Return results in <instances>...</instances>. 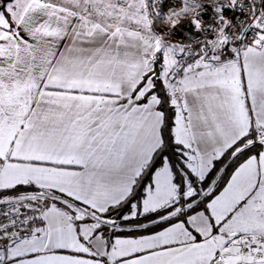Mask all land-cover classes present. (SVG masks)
<instances>
[{
	"label": "snow or ice",
	"instance_id": "1",
	"mask_svg": "<svg viewBox=\"0 0 264 264\" xmlns=\"http://www.w3.org/2000/svg\"><path fill=\"white\" fill-rule=\"evenodd\" d=\"M164 3L0 0V264H264V0Z\"/></svg>",
	"mask_w": 264,
	"mask_h": 264
},
{
	"label": "rangeland",
	"instance_id": "2",
	"mask_svg": "<svg viewBox=\"0 0 264 264\" xmlns=\"http://www.w3.org/2000/svg\"><path fill=\"white\" fill-rule=\"evenodd\" d=\"M205 1H208V0H204V2H205ZM173 5H178V2L173 1L170 5H168V6L165 8L164 11L161 12V15H163V14L167 11V9H168L169 7H172ZM186 21H187V19L184 20L182 23H185ZM155 30L158 31V32H160V31H167L168 29H165L164 26L162 25L161 21H160V20H157V24H156V28H155ZM179 35H180V34H179ZM181 38H182V37H181ZM166 39H168V40L171 41V42H180V41H181V39L179 38V36H178L177 34H176V35H168V36L166 37Z\"/></svg>",
	"mask_w": 264,
	"mask_h": 264
},
{
	"label": "trees",
	"instance_id": "3",
	"mask_svg": "<svg viewBox=\"0 0 264 264\" xmlns=\"http://www.w3.org/2000/svg\"><path fill=\"white\" fill-rule=\"evenodd\" d=\"M167 111H168V114H169L170 116L173 114L171 109H168ZM226 162H227V161H222V162L218 163V164H217V167H218V168H219V167H222L223 164L226 163ZM230 171H231V168L228 169V172H230ZM226 176H227V173H226ZM118 234H128V235H130V234L127 233V232H124V233L117 232V233H115V234H113V233H111V232H106V233H105V236H106L107 238L113 239V237H114L115 235H118ZM135 235H139V233H136Z\"/></svg>",
	"mask_w": 264,
	"mask_h": 264
},
{
	"label": "bare ground",
	"instance_id": "4",
	"mask_svg": "<svg viewBox=\"0 0 264 264\" xmlns=\"http://www.w3.org/2000/svg\"><path fill=\"white\" fill-rule=\"evenodd\" d=\"M173 1L179 2V0H165V3L160 6V12L164 11L165 8L170 5ZM180 34V35H179ZM179 37L183 38V33L179 30V33L177 34Z\"/></svg>",
	"mask_w": 264,
	"mask_h": 264
},
{
	"label": "water",
	"instance_id": "5",
	"mask_svg": "<svg viewBox=\"0 0 264 264\" xmlns=\"http://www.w3.org/2000/svg\"><path fill=\"white\" fill-rule=\"evenodd\" d=\"M201 11H205V10H201ZM207 16H208V20L211 19V12L209 11V9L207 10ZM185 26H187L188 21H186L185 23H183ZM180 30H182L183 32L185 31L184 28H181ZM197 38V37H196Z\"/></svg>",
	"mask_w": 264,
	"mask_h": 264
},
{
	"label": "built area",
	"instance_id": "6",
	"mask_svg": "<svg viewBox=\"0 0 264 264\" xmlns=\"http://www.w3.org/2000/svg\"><path fill=\"white\" fill-rule=\"evenodd\" d=\"M208 1H205V3H207ZM209 11L211 12V10L209 9ZM211 19H209V20H207L206 22H209ZM182 33H184L182 30H180ZM181 40L183 39V38H181V37H179ZM204 38V36H203V34H201V36L200 37H197V38H195V39H203Z\"/></svg>",
	"mask_w": 264,
	"mask_h": 264
},
{
	"label": "crops",
	"instance_id": "7",
	"mask_svg": "<svg viewBox=\"0 0 264 264\" xmlns=\"http://www.w3.org/2000/svg\"><path fill=\"white\" fill-rule=\"evenodd\" d=\"M128 234H118V235H115L114 237H113V239L116 237V236H127Z\"/></svg>",
	"mask_w": 264,
	"mask_h": 264
}]
</instances>
